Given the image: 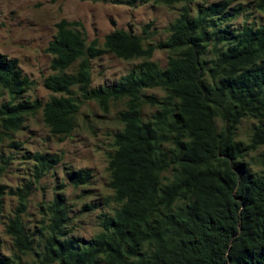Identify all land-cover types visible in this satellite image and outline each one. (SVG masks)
I'll use <instances>...</instances> for the list:
<instances>
[{"label": "trees", "instance_id": "1", "mask_svg": "<svg viewBox=\"0 0 264 264\" xmlns=\"http://www.w3.org/2000/svg\"><path fill=\"white\" fill-rule=\"evenodd\" d=\"M200 1L111 0L132 7L180 4L167 38L157 43L150 25L140 35L115 29L102 45L87 43L82 23L61 19L44 49L51 57L46 102L25 98L34 82L16 58L0 53V91L8 98L0 104V135L18 149L14 135L38 112L63 141L86 102L104 114L111 104L123 105L107 154L116 208L99 216L100 231L88 240L70 236L61 192L37 231H29L23 221L28 199L61 158L27 153L32 179L15 189L0 181V210L5 196L17 200L5 224L12 254L4 255L0 239V264H264V154L261 168L254 160L264 148V26H221L232 16L231 1L243 0ZM253 3L264 13V0ZM158 50L167 52L164 68L152 60ZM106 54L141 62L113 85L93 88L91 62ZM154 89L163 95L147 93ZM244 122L251 123L246 140L239 136ZM4 171L0 167V179ZM91 180L89 169L67 172L75 188Z\"/></svg>", "mask_w": 264, "mask_h": 264}, {"label": "rangeland", "instance_id": "2", "mask_svg": "<svg viewBox=\"0 0 264 264\" xmlns=\"http://www.w3.org/2000/svg\"><path fill=\"white\" fill-rule=\"evenodd\" d=\"M223 0L200 1L212 5ZM231 1V0H230ZM254 0L231 1L227 17L221 26L233 29L243 24L264 26V13L255 10ZM196 2L192 3L193 9ZM181 5L170 9L159 4L112 3L111 0H0V53L16 58L23 74L34 82L25 98L46 102L50 91L44 88L43 80L51 74V57L44 52L55 34V24L61 19L79 21L83 25L87 43L97 40L102 45L105 35L115 29H123L140 35L146 25L152 34V42L167 38V27L179 14ZM238 12L234 14V10ZM152 60L164 68L167 52L158 50ZM141 60L123 61L111 54L92 60V87H106L118 82L127 75ZM148 94L162 96L158 89L148 90ZM5 92L0 91V104L7 100ZM123 109L120 102L110 105L104 114L92 101L81 106L77 115V126L63 141L52 136L42 121L41 112L29 117L24 128L17 132L13 141L18 149L5 136L0 135V167L5 171L0 179L8 188L21 187L32 179V162L24 157L27 153H45L60 156L61 163L44 176L34 186L29 197L28 208L23 216L29 231H37L45 213L46 206L54 195L61 192L67 205L69 235L88 240L100 231L99 216L112 214L116 204L111 201L112 190L108 187L107 154L111 152L113 135L121 128L118 113ZM151 109L143 110L147 117ZM251 123L244 122L239 130L240 138L246 140ZM264 148L254 155L258 162ZM262 167L260 162L257 163ZM89 169L92 174L90 185L75 188L67 181L69 170ZM62 185L61 188H57ZM17 205L16 197L5 196L0 210V239L2 252L12 254L11 239L5 233V224L13 215ZM96 206L94 210H84V206ZM43 206L44 211L40 208ZM29 259V258H28Z\"/></svg>", "mask_w": 264, "mask_h": 264}]
</instances>
